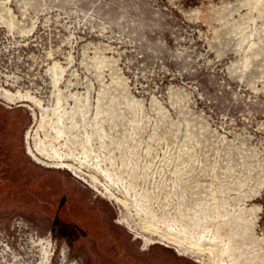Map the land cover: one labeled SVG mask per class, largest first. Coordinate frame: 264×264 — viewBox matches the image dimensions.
Masks as SVG:
<instances>
[{
  "label": "rangeland",
  "instance_id": "1",
  "mask_svg": "<svg viewBox=\"0 0 264 264\" xmlns=\"http://www.w3.org/2000/svg\"><path fill=\"white\" fill-rule=\"evenodd\" d=\"M0 264H264V0H0Z\"/></svg>",
  "mask_w": 264,
  "mask_h": 264
},
{
  "label": "bare ground",
  "instance_id": "2",
  "mask_svg": "<svg viewBox=\"0 0 264 264\" xmlns=\"http://www.w3.org/2000/svg\"><path fill=\"white\" fill-rule=\"evenodd\" d=\"M1 93H3V94L5 95L6 98H7L8 96H10V95L8 94V92L5 91V90H4L3 92L1 91ZM18 93H19V92H18ZM10 97H12V96H10ZM57 132L59 133V130H57ZM43 136H44V138L47 137V132L44 131V130H43ZM55 153H56V152H55ZM56 154H57V153H56ZM56 154H55V155H56ZM61 157H62V156H60L59 158H61ZM144 241H145V245H149V244H152V243H153V242H150V241L147 240V239H145Z\"/></svg>",
  "mask_w": 264,
  "mask_h": 264
},
{
  "label": "flooded vegetation",
  "instance_id": "3",
  "mask_svg": "<svg viewBox=\"0 0 264 264\" xmlns=\"http://www.w3.org/2000/svg\"><path fill=\"white\" fill-rule=\"evenodd\" d=\"M84 210H85V209H83V208H80V207H79V208H77V211L79 212L78 214H80V213H83V212H84ZM76 213H77V212H76ZM83 214H84V213H83Z\"/></svg>",
  "mask_w": 264,
  "mask_h": 264
}]
</instances>
